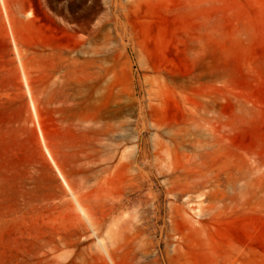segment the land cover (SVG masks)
<instances>
[{"label": "rangeland", "instance_id": "rangeland-1", "mask_svg": "<svg viewBox=\"0 0 264 264\" xmlns=\"http://www.w3.org/2000/svg\"><path fill=\"white\" fill-rule=\"evenodd\" d=\"M0 264H264V0H0Z\"/></svg>", "mask_w": 264, "mask_h": 264}, {"label": "bare ground", "instance_id": "bare-ground-1", "mask_svg": "<svg viewBox=\"0 0 264 264\" xmlns=\"http://www.w3.org/2000/svg\"><path fill=\"white\" fill-rule=\"evenodd\" d=\"M146 172H147V171H146ZM145 175H147V176H148V174H146V173H145ZM143 177H144V176H143ZM147 180H148V177H147ZM65 183H66V182H65ZM78 204H79V203H78ZM82 214H83V213H82Z\"/></svg>", "mask_w": 264, "mask_h": 264}]
</instances>
